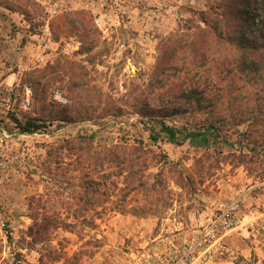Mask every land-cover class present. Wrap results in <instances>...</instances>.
I'll list each match as a JSON object with an SVG mask.
<instances>
[{
	"label": "rangeland",
	"instance_id": "obj_1",
	"mask_svg": "<svg viewBox=\"0 0 264 264\" xmlns=\"http://www.w3.org/2000/svg\"><path fill=\"white\" fill-rule=\"evenodd\" d=\"M192 2L0 0V264H264V91L244 96L253 124L166 117L182 132L216 124L200 143L154 142L136 105ZM12 115L46 127L23 133ZM96 130L88 148L80 136ZM139 139L156 159H139L133 189L95 154ZM231 198L241 222L208 245L201 232Z\"/></svg>",
	"mask_w": 264,
	"mask_h": 264
},
{
	"label": "trees",
	"instance_id": "obj_2",
	"mask_svg": "<svg viewBox=\"0 0 264 264\" xmlns=\"http://www.w3.org/2000/svg\"><path fill=\"white\" fill-rule=\"evenodd\" d=\"M183 7L188 16L181 18L172 37L162 43L147 88L136 99V105L152 113V124L143 119L142 123L154 142L161 138L200 143L213 135L209 129L215 131L216 124L182 132L165 123L166 117L187 113L189 108L209 110L233 125L239 120L253 124L244 96L250 95L249 87L254 85L259 88L252 95L264 91V0H193ZM119 112L121 107L104 116L124 115ZM140 114L144 115L141 110ZM10 119L23 133L46 127L34 117L22 120L12 115ZM98 132L80 136L88 148ZM95 157L121 165L117 175L127 172L126 178L135 177L133 189L142 182L135 171L146 167L139 159H156L154 150L146 148L140 139L132 147L116 144L104 152L96 151Z\"/></svg>",
	"mask_w": 264,
	"mask_h": 264
},
{
	"label": "built area",
	"instance_id": "obj_3",
	"mask_svg": "<svg viewBox=\"0 0 264 264\" xmlns=\"http://www.w3.org/2000/svg\"><path fill=\"white\" fill-rule=\"evenodd\" d=\"M78 45V42L75 40H69L66 42L65 46L66 53L69 54L74 52ZM29 105L30 100L28 99L27 102L24 103V106L28 107ZM238 208L239 204L236 198L218 203L215 212L201 232L203 241L208 245L219 244L227 231L236 228L241 222ZM5 227L6 222L0 207V231L4 230Z\"/></svg>",
	"mask_w": 264,
	"mask_h": 264
}]
</instances>
